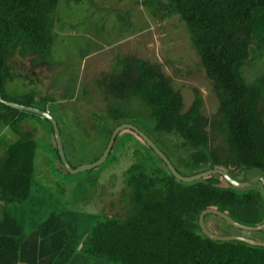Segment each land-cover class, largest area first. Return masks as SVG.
<instances>
[{
  "label": "trees",
  "instance_id": "trees-1",
  "mask_svg": "<svg viewBox=\"0 0 264 264\" xmlns=\"http://www.w3.org/2000/svg\"><path fill=\"white\" fill-rule=\"evenodd\" d=\"M58 3L0 0L4 100L36 107L34 90L20 96L8 93L7 84L21 76L13 66L16 56L52 66ZM140 4L155 22L177 17L184 24L213 89L216 110L204 115V100L196 88L186 107L159 64L122 55L109 72L95 79L105 98L115 100L107 108L113 123L107 127L108 140L115 127L139 116L155 133L173 137L168 149L192 171L189 175L217 168L241 172L233 177L239 181L264 177V0H140ZM252 67L255 72L247 73ZM23 77L29 83L37 81L29 72ZM39 98L49 101L47 96ZM26 115L0 102V133L7 128L17 137L5 144L0 156V264H264L263 246L210 239L198 224L200 212L213 208L242 225H260L261 183L257 182L261 188L253 184L238 189L216 174L179 181L138 135L141 143L128 141L121 151L124 156L131 153L133 162L125 170L117 214L51 209L42 214L48 206L33 197L36 143L33 133L20 125ZM152 142L174 166L163 148ZM27 209L41 215L26 218ZM13 210L22 214L19 219L11 215ZM210 220L213 233L229 235L235 229L214 214L205 215L207 228Z\"/></svg>",
  "mask_w": 264,
  "mask_h": 264
},
{
  "label": "rangeland",
  "instance_id": "rangeland-1",
  "mask_svg": "<svg viewBox=\"0 0 264 264\" xmlns=\"http://www.w3.org/2000/svg\"><path fill=\"white\" fill-rule=\"evenodd\" d=\"M56 17L52 66L34 65L31 57L16 56L13 66L21 76L7 84V92L21 96L32 89L37 93L36 108L44 106L56 120L69 165L77 167L94 162L107 145V127L113 124L107 117V108L115 100L105 98L95 79L109 72L119 56L132 55L159 64L180 91L186 107L196 88L204 100V115L215 112L217 103L210 81L189 45L184 24L177 17L155 22L148 18L140 0H59ZM255 70L249 68L247 73L253 74ZM28 72L36 75L37 81L27 82L23 76ZM39 96H47L49 101L45 103ZM133 117L127 123L139 126L163 148L174 166L189 176L192 171L177 159L175 150L169 151L173 137L155 133L148 122ZM20 125L33 133L36 143L33 197L48 206L42 214L45 209L101 216L120 211L125 170L133 162L131 153L124 156L121 151L128 141H141L134 131L119 132L110 156L103 163L71 173L60 161L52 125L47 119L27 112ZM8 133L0 134L2 146L17 138L14 133ZM240 174L230 173L234 178ZM221 183L225 185L224 181ZM254 185L261 188L257 183ZM27 212L25 216L29 218L31 213ZM208 224V229L216 232L211 228L214 222L210 220ZM240 232L241 236L264 240V230L259 234L235 227L229 235Z\"/></svg>",
  "mask_w": 264,
  "mask_h": 264
},
{
  "label": "water",
  "instance_id": "water-1",
  "mask_svg": "<svg viewBox=\"0 0 264 264\" xmlns=\"http://www.w3.org/2000/svg\"><path fill=\"white\" fill-rule=\"evenodd\" d=\"M0 102L3 103L4 105L8 106V107L17 109L19 111H26V112L34 113V114L40 115L41 117L47 119L52 125V129H53V133H54L55 142H56L60 161H61L63 167L71 173H77V172H80L83 170L91 169V168L103 163L106 160L107 156L109 155V153L112 149V146H113V143H114V140H115L117 134L122 130L130 129V130L134 131L155 152V154L166 165V167L170 171V173L179 181L192 182V181L198 180L200 178L216 174V175H220L230 186H232L234 188H238V189L249 188L253 184L259 182V183H261V185L263 187V192H264V177L261 175H255V176H252L251 178H249L247 180L239 181V180L234 179L226 171H224L222 169H217V168L216 169H209V170H206V171H203L200 173H196L193 175H189V176L181 175L180 173H178L176 171L174 166L171 164V162L168 160V158L163 154V152H161L157 148V146L152 142V140L146 134H144L142 131H140L136 126H134L132 124H128V123H122L113 129L104 151L102 152L101 156L97 160H95L92 163L80 165V166L73 168V167H71V165H69V163L66 160L62 141H61V137H60V133H59V129H58V125H57L55 119L50 115V113L48 111L41 110V109H38L36 107L18 104V103L11 102V101H6L1 97V94H0ZM206 214L217 215V216L221 217L222 219H224L225 221H227L230 225H232L238 229H242V230H246V231L264 230V221L260 225L253 226V227L242 225V224L236 222L230 216L226 215L225 213L218 211L216 209H213V208H207V209L202 210L200 212L199 218H198V224H199L200 230L202 231V233L205 236H207L210 239L222 240V241L237 240V241L248 243L250 245H256V246H263L264 247V240L254 239L251 237H245V236H241V235H219V234L211 232L206 227L205 222H204V217Z\"/></svg>",
  "mask_w": 264,
  "mask_h": 264
},
{
  "label": "crops",
  "instance_id": "crops-1",
  "mask_svg": "<svg viewBox=\"0 0 264 264\" xmlns=\"http://www.w3.org/2000/svg\"><path fill=\"white\" fill-rule=\"evenodd\" d=\"M8 129L7 128H4L2 131H1V133L0 134H8V135H10V133H8ZM11 132V131H10ZM12 133V132H11ZM4 149H5V147L4 146H2V145H0V156H2V154H3V151H4ZM27 212V211H26ZM31 213L30 215H29V217L31 218V219H33V217L35 216L36 217V213L37 212H35V210H30V211H28L27 213ZM13 217H17L18 218V215H22L20 212H18V211H15V210H13V213L11 214ZM39 216V215H38ZM19 219V218H18Z\"/></svg>",
  "mask_w": 264,
  "mask_h": 264
}]
</instances>
